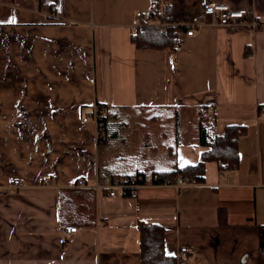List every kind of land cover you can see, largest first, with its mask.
I'll return each mask as SVG.
<instances>
[{"label":"crops","instance_id":"crops-1","mask_svg":"<svg viewBox=\"0 0 264 264\" xmlns=\"http://www.w3.org/2000/svg\"><path fill=\"white\" fill-rule=\"evenodd\" d=\"M226 1L261 27L208 23L173 50L134 40L152 0H0V264H142L141 222L166 229L171 257L187 245L184 264H258L264 0ZM200 10L184 0L186 16ZM96 104L103 143L83 119ZM201 109L213 135L246 128L238 167L208 160L202 182L149 183L202 160ZM138 173L148 184L135 194L104 187ZM12 177L23 185L3 192ZM65 225L80 229L65 236Z\"/></svg>","mask_w":264,"mask_h":264},{"label":"trees","instance_id":"trees-1","mask_svg":"<svg viewBox=\"0 0 264 264\" xmlns=\"http://www.w3.org/2000/svg\"><path fill=\"white\" fill-rule=\"evenodd\" d=\"M184 0H173L168 12L170 22H178L183 17ZM185 26H168L162 29L158 26H149L137 34L134 40L139 47L165 48L176 50L182 42ZM200 143L209 146L202 153V160L195 165L176 167L170 172H155L159 178L157 184L172 180L176 176L185 177L188 182H202L205 178V163L214 160L218 163L220 170H233L239 165V139L245 132L244 126L229 124L225 127L222 135H213L211 129L213 122L208 123L205 111H200ZM136 175H140L139 173ZM140 231V259L142 264H178L176 257L166 253L165 234L166 229L160 225L139 223ZM259 255L258 264H264V225L259 227Z\"/></svg>","mask_w":264,"mask_h":264},{"label":"built area","instance_id":"built-area-1","mask_svg":"<svg viewBox=\"0 0 264 264\" xmlns=\"http://www.w3.org/2000/svg\"><path fill=\"white\" fill-rule=\"evenodd\" d=\"M173 3V0H152L146 14H141L138 17L137 23L133 26L134 35L139 31L149 27L158 26L162 29L172 26H185L187 29L183 32L185 36L196 34L205 24L212 23L217 25L227 26L231 29L239 30L250 28L257 30L263 24L262 21L247 8H235L226 0H201V10L198 13L186 16L178 22H170L168 20V12ZM212 117L211 111L205 112V118ZM84 121L93 120L96 125V139L98 143H103L107 139V120L106 110L101 105H94L93 108L83 117ZM153 182L159 178L157 173H153ZM164 183H171L178 187L189 183L185 177L176 176L172 180H167ZM148 184L145 176L142 174L136 175H117L110 183L105 185V189L110 196L117 194H135L139 187ZM157 184V183H156ZM23 182L21 179L12 177L7 185L2 188L3 192H9L14 188L21 187ZM76 186L85 187L86 182L83 178H79ZM95 188L101 189L97 183ZM80 229L78 225H65L62 227V232L65 236H71ZM190 248L187 245L180 247L176 259L178 264H184L188 259Z\"/></svg>","mask_w":264,"mask_h":264},{"label":"rangeland","instance_id":"rangeland-1","mask_svg":"<svg viewBox=\"0 0 264 264\" xmlns=\"http://www.w3.org/2000/svg\"><path fill=\"white\" fill-rule=\"evenodd\" d=\"M183 17H186V15L183 13ZM164 112V111H163ZM164 113H166V114H169V115H172V114H174V112L173 111H170V112H164ZM170 122V123H169ZM169 122H166V124H171V121H169Z\"/></svg>","mask_w":264,"mask_h":264},{"label":"snow or ice","instance_id":"snow-or-ice-1","mask_svg":"<svg viewBox=\"0 0 264 264\" xmlns=\"http://www.w3.org/2000/svg\"><path fill=\"white\" fill-rule=\"evenodd\" d=\"M14 22V21H13Z\"/></svg>","mask_w":264,"mask_h":264}]
</instances>
